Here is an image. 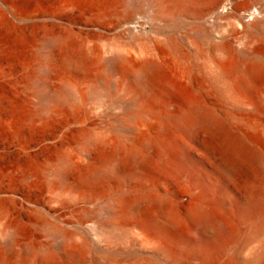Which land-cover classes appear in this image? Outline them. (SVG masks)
<instances>
[{
  "label": "rangeland",
  "instance_id": "obj_1",
  "mask_svg": "<svg viewBox=\"0 0 264 264\" xmlns=\"http://www.w3.org/2000/svg\"><path fill=\"white\" fill-rule=\"evenodd\" d=\"M227 1L216 16L209 0L190 10L172 9L168 0H0V264H20L29 250L32 264L45 257L62 264H264V205L258 216L240 214L251 207L246 177H231L207 152L210 133L202 127L167 121L173 154L183 145L189 153L186 173L179 160L170 175L151 169L142 179L130 168L103 181L86 178L102 169L99 138L108 148L118 142V153L133 148L155 157L157 147L137 142V134L153 138L156 116L170 118L182 105L158 94L160 102L142 113L154 90L139 70L105 65L114 53L134 64L151 55L170 75L190 80L246 148L259 153L264 169V73L240 82L250 59L264 63V23L243 32L251 17L264 19V0ZM131 19L147 33L129 25ZM63 41L76 42L77 54L94 61L88 70L66 61ZM222 41L232 47L231 59L238 57V70L229 75L219 68L223 52L213 50ZM64 92L69 100L56 101ZM121 120L131 133L118 128ZM122 154L116 164L126 168ZM206 187L207 207L223 197L230 201L216 213L234 230L210 257L205 251L213 232L190 200ZM151 198H180L175 201L187 212L172 221ZM152 217L161 234L148 229ZM162 237L173 246L163 249Z\"/></svg>",
  "mask_w": 264,
  "mask_h": 264
},
{
  "label": "bare ground",
  "instance_id": "obj_2",
  "mask_svg": "<svg viewBox=\"0 0 264 264\" xmlns=\"http://www.w3.org/2000/svg\"><path fill=\"white\" fill-rule=\"evenodd\" d=\"M197 1L199 2L201 0H168L167 5L175 10H190L195 4L197 5ZM233 1L234 0H228L227 2ZM209 2V6L207 5L208 10H211L217 6L215 12L216 16L221 15L223 11L226 10L228 5V3H225L226 0H209ZM203 13H205V10L198 15L204 16ZM249 16H251V14H249ZM131 20L129 25L135 26V28H137L139 31H142L134 19ZM263 23L264 19L262 20L258 18L253 22V18L251 17V19L244 24V28H246V31L243 28L244 32L247 33V30L252 27L253 29H258ZM59 46V52L65 57L66 61L79 70L86 71L90 68L91 64L94 63L90 57L88 59H84L77 54L76 49L79 48L80 45L76 42L63 41V43H61ZM215 48L220 49L223 52V59L219 65L221 72L224 75H229V73L237 71L238 57L236 56L237 59H231L233 51L230 44L227 41H222L221 44L217 45V47H214L213 50H215ZM251 56L258 57L259 54H251ZM103 63L107 66L120 65L123 68L125 67L129 70L140 71L145 87L147 86L151 90H154V93L151 94V100L149 104L141 111L142 113L152 111L154 105L160 102L161 98L158 96V94H164L167 96L166 98H178L182 102V105L180 109L177 110V112H175L170 118L167 117L165 119L161 115L156 116L158 120L156 121L157 125L155 126H158V132L153 138H150L143 133L140 135L137 134V142L144 143L148 149L155 146L157 147L158 153L153 158L149 157L147 154H137L133 148H128L126 150L123 148L124 153H118L120 152L119 150H121L120 144L118 142L114 143L111 148H108L109 142L106 139L99 138L95 140L97 146L96 148L103 160L102 169L100 171L91 172L86 177L87 180L103 181L115 175H120L127 170H131L130 168L135 169L137 174L141 175L142 179H145V173L151 169L162 175H170L173 174L171 168L172 164L179 160L181 162L182 172L186 173L188 170L190 171L189 153L184 148V145H181L182 152L180 154H173L171 142L175 139V137L167 121L176 126L186 124L191 127H202L210 133L204 142L207 152L215 158L217 157L221 166L229 173L231 177L237 179L246 177L244 187L247 194V202H249L251 207L249 210L243 211L240 214L242 216L259 215L260 208L264 205V181L262 180L264 178V169L263 166H261V156L259 153L246 148V145L238 135V132L236 133L234 128H232L229 123L222 121L218 117L217 111L209 103L203 100L202 96L198 92L194 91L191 82H189L190 80L183 81V79L177 75H170L166 70L167 68L164 66L165 64L163 65V63L157 61L155 57L151 55H146L144 59L139 61V64H134L131 56L114 53L112 54V57L104 60ZM244 72L245 73L243 77H241V81L239 80L242 83H245L246 79H254L261 76V74L264 73V63L259 59L252 58L248 61V67ZM236 74L240 75V71ZM68 95L69 94H67V92L61 93L56 98V101L65 103L67 100H69ZM118 128L122 132L131 133V129L127 126L125 121L121 120ZM113 152H116L117 154L114 153L112 155L111 153ZM118 154H122L121 157L129 163L126 168L119 167L116 164ZM248 169H250L251 173H249L250 171ZM260 180H262V183H260ZM184 185L188 187V185ZM208 195L209 190L206 187L202 192L196 196H192L190 199L191 203L195 206L194 211L197 217L202 220L206 229L212 230L213 232L211 247L205 251L206 257H210V255L213 253H219L233 236L234 231L231 224L228 221L221 219L216 213L218 208L223 209L224 212L227 204H229L230 201L226 197H223L222 199L213 201L214 209L209 208L206 206ZM179 199L180 198H175L176 201ZM150 200H152L153 207L157 209L160 214L169 217L175 222H180L187 212V210L182 211L175 200L163 201L156 198H151ZM129 201L130 199L126 198L125 204L128 205ZM146 225L148 229L153 230L155 233H162L163 227L157 224L153 217L146 223ZM172 246L173 243L167 237H162L161 247L163 249H168ZM30 255L31 251H26L20 264H32L29 258ZM34 264L62 263L53 257H45L41 260H38ZM72 264H77V259H74ZM149 264L154 263L152 262ZM172 264L180 263L177 262Z\"/></svg>",
  "mask_w": 264,
  "mask_h": 264
},
{
  "label": "water",
  "instance_id": "obj_3",
  "mask_svg": "<svg viewBox=\"0 0 264 264\" xmlns=\"http://www.w3.org/2000/svg\"><path fill=\"white\" fill-rule=\"evenodd\" d=\"M135 30V29H134ZM144 33H147V32H145L144 30H142ZM243 32H244V29H243ZM246 33V32H245Z\"/></svg>",
  "mask_w": 264,
  "mask_h": 264
}]
</instances>
